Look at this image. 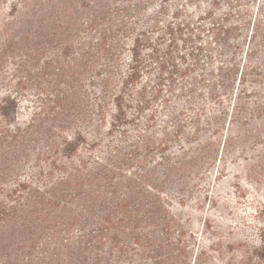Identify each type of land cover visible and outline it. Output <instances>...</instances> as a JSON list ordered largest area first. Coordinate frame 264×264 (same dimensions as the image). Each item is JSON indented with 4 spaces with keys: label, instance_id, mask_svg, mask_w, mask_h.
<instances>
[{
    "label": "trees",
    "instance_id": "obj_1",
    "mask_svg": "<svg viewBox=\"0 0 264 264\" xmlns=\"http://www.w3.org/2000/svg\"><path fill=\"white\" fill-rule=\"evenodd\" d=\"M231 15L203 27L225 59L181 82L176 96L187 104L170 105L159 122L154 110L141 114L159 97L161 76L140 83L139 39L127 47L133 27L121 9L107 0H0V264H188L173 209L186 207L191 176L215 161L220 143L229 154L263 143L264 15L225 23ZM193 56L180 74L194 71ZM20 98L36 108L23 122ZM255 118V135L240 130ZM242 226L247 236L251 225ZM254 226L259 243L227 241L225 264H264V225Z\"/></svg>",
    "mask_w": 264,
    "mask_h": 264
},
{
    "label": "rangeland",
    "instance_id": "obj_2",
    "mask_svg": "<svg viewBox=\"0 0 264 264\" xmlns=\"http://www.w3.org/2000/svg\"><path fill=\"white\" fill-rule=\"evenodd\" d=\"M107 1L113 10L117 7L121 9L124 21L133 27V32L124 40L127 47H131L132 39H139L138 66L142 76L140 83L153 86L154 81L158 80L157 77L161 76L159 81L163 84L159 97L141 114L144 119L154 110L159 122L166 119L163 117L170 105L179 108L187 104L183 97L176 96L181 82L186 84L187 80L190 81V76L200 73V65L209 68L218 65L219 59H225L223 54L219 55V45L214 42L212 33L203 28L210 27L209 18L213 15L222 17L231 12L229 22L225 21L229 24L235 21L237 14L251 15L252 19L256 14L257 17L264 15L263 0ZM196 27L202 28L197 31ZM243 36L244 32H240L237 40L242 41ZM193 53L198 55L199 60L193 68L194 71L188 70L180 74L179 71L185 66L195 63ZM127 55H122L119 66L120 70L125 72L129 62ZM210 55L214 56V60H209ZM237 60L240 65L245 62L243 55ZM120 80L121 78H117V85ZM171 82L174 83V90L169 93L166 89ZM26 92L30 95L32 90L27 89ZM163 98H168L171 102L166 104ZM30 99L33 100L34 97ZM254 99L252 97L251 101ZM20 101L17 117L18 122H23L31 117L36 108L33 102H24L22 98ZM128 111L130 114L136 112L133 107ZM259 123L260 118L251 119L240 130L250 131L255 135ZM227 126L235 130L231 122L227 123ZM230 133L233 135V130ZM184 136L185 133L182 137ZM260 137L263 143L254 145L248 142L242 145V150L238 149L233 154L224 151L223 143H220L215 161L201 167L199 174L191 176L183 192L186 207L175 205L173 209L186 231L184 239L191 251L187 259L188 264H198V261L200 264H225V259L231 255L227 251L229 240L237 241L246 237L250 243H259V231L254 225H264V130ZM172 188L167 189V192L177 195ZM254 216L259 217L258 222ZM243 221L251 225L246 228L247 236L239 234L240 230L237 228L242 226ZM232 227L235 234L230 232ZM202 249L204 253L200 254ZM196 254L198 257L195 262Z\"/></svg>",
    "mask_w": 264,
    "mask_h": 264
}]
</instances>
